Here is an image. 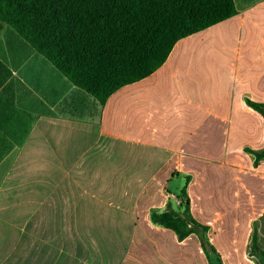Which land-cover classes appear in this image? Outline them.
<instances>
[{"label":"crops","instance_id":"obj_1","mask_svg":"<svg viewBox=\"0 0 264 264\" xmlns=\"http://www.w3.org/2000/svg\"><path fill=\"white\" fill-rule=\"evenodd\" d=\"M234 4L104 104L0 20V264H210L197 235L151 220L186 177L195 219L202 195L254 227L264 162L245 149L264 148V118L246 99L264 103V0ZM232 150L231 175H200ZM252 233L238 264H255L237 257Z\"/></svg>","mask_w":264,"mask_h":264},{"label":"trees","instance_id":"obj_2","mask_svg":"<svg viewBox=\"0 0 264 264\" xmlns=\"http://www.w3.org/2000/svg\"><path fill=\"white\" fill-rule=\"evenodd\" d=\"M237 13L234 0H0V20L13 27L75 86L104 104L123 86L156 72L183 38ZM264 118V103L246 99ZM255 167L264 162V148L245 149ZM181 190L179 210L152 211L154 224L172 230L178 240L199 237L210 264H222L207 238L209 227L191 214ZM249 256L260 264L264 251L257 233Z\"/></svg>","mask_w":264,"mask_h":264},{"label":"rangeland","instance_id":"obj_3","mask_svg":"<svg viewBox=\"0 0 264 264\" xmlns=\"http://www.w3.org/2000/svg\"><path fill=\"white\" fill-rule=\"evenodd\" d=\"M240 155L236 154L233 150L231 152L224 153L223 157L217 161V164L210 165V171L208 173H201L200 175H231L233 168L235 167L234 159L238 158ZM198 168V165H194ZM210 184L213 188V181ZM184 181L177 179L173 180L170 186L167 188V193L174 194L179 197L181 193V187H183ZM208 196L198 195L195 196V212L196 219L203 225L212 228V239L216 242V246L220 247V255L222 258V264H238L240 261L233 259L232 252L236 248H240L243 244L244 234L249 230L251 232H256L259 238V244L264 251V213H261L255 222L254 227H247L248 220L252 213H237V212H218L211 207L212 205L207 199ZM214 197H210L211 199ZM208 201V202H207ZM209 205V206H208ZM259 214V213H255ZM252 233V235H253ZM252 235L250 239L244 242L246 245L242 248V252L237 255L245 263L247 259L254 261L255 264H260V260L255 255L250 257L248 254L251 251L252 245ZM211 241L210 237H207ZM212 242V241H211ZM244 245V244H243ZM238 250V249H237ZM261 259L264 264V253L261 255ZM217 264V263H215Z\"/></svg>","mask_w":264,"mask_h":264},{"label":"built area","instance_id":"obj_4","mask_svg":"<svg viewBox=\"0 0 264 264\" xmlns=\"http://www.w3.org/2000/svg\"><path fill=\"white\" fill-rule=\"evenodd\" d=\"M167 200H168V202H170L173 206H177V207H179V206H181V204H182V200L178 197V196H176V195H174V194H167Z\"/></svg>","mask_w":264,"mask_h":264},{"label":"water","instance_id":"obj_5","mask_svg":"<svg viewBox=\"0 0 264 264\" xmlns=\"http://www.w3.org/2000/svg\"><path fill=\"white\" fill-rule=\"evenodd\" d=\"M188 204H190V201H188Z\"/></svg>","mask_w":264,"mask_h":264}]
</instances>
